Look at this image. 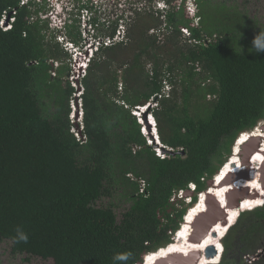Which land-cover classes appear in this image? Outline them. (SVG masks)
<instances>
[{
    "label": "trees",
    "instance_id": "16d2710c",
    "mask_svg": "<svg viewBox=\"0 0 264 264\" xmlns=\"http://www.w3.org/2000/svg\"><path fill=\"white\" fill-rule=\"evenodd\" d=\"M162 1V9L91 17L98 47L79 80L77 137L68 120L77 90L66 78L70 55L56 38L82 45L79 21L68 16L51 32L37 0H0V239L11 242L13 254L51 264H113L115 253L131 252L128 264H137L144 252L172 241L186 211L173 202L178 194L193 183L195 201L238 134L263 121L264 51L240 48V37L255 36L241 23L245 17L223 4L214 16L197 9L198 2ZM93 6L88 0L81 8L91 13ZM45 96L56 109L52 116L42 110ZM149 101L161 144L182 155L161 157L147 143L131 112ZM113 183L132 201L119 220L112 208L95 205ZM240 207L220 246L221 253L230 249L232 261L223 253L199 262L264 264V253L251 263L242 259L264 250V198ZM17 227L26 243L15 238ZM172 249L173 242L146 258L154 264Z\"/></svg>",
    "mask_w": 264,
    "mask_h": 264
},
{
    "label": "rangeland",
    "instance_id": "374dc122",
    "mask_svg": "<svg viewBox=\"0 0 264 264\" xmlns=\"http://www.w3.org/2000/svg\"><path fill=\"white\" fill-rule=\"evenodd\" d=\"M37 1L39 2L40 6H44V9H46L48 11L46 13V15L41 14L40 17L46 18V20L48 21L49 30L51 32L55 31L57 28L62 29V27H63L62 24H63L64 18H68V16H70V21L77 19L80 23L81 39H82L81 43L83 45V48L84 47H86V49L91 48L92 50H95V46L94 45H91V47L88 46L90 43H92V40H91L92 28H90V23H89L92 16H97L99 18V20H101V21L113 20L117 17H120L123 14L124 15H127V13L129 14L128 11L131 9V7L134 8V7H139V6L140 7H148L149 6L152 9H162L165 6L164 2L162 0H152L151 2H148L147 0H91L93 2V5H94L93 8L94 9L90 13V12H86V10L81 8V6L83 4H86L88 2V0H44V1L43 0H37ZM192 1L195 3L198 2L197 3V9L200 7L201 11L211 12V14H213L214 16L216 15L215 9L217 7H219V4H223L227 10L232 11L233 13H238V14L242 15L243 17H245V19H243L241 21V23H245V24L248 23L251 27H253L255 36L253 37L252 35H249V33H246L244 36L240 37L239 38L241 40L240 48H244L247 46L249 48L252 47V49L255 50V48L253 46L254 38L259 33H264V0H186V4L188 6H190ZM174 3H175V1L172 0L170 5L172 6ZM185 18H187V16ZM193 22H195V23H197V25H199L200 21H199V19L193 18ZM75 23L77 24V22H75ZM105 27H106V25H105ZM118 29H119L118 33H117L118 37H121V35L123 34V26H122L121 21L119 22ZM182 36H183V38H187L188 33L182 32ZM56 39H58L59 42H60V40H62V38H60V37L59 38L57 37ZM69 46H70V44H69ZM86 52H87V56H89L91 53L90 50L86 51ZM74 54H72L70 62L67 61V65H68V67H70L69 68L70 71H69L68 77H66V78L70 81L71 86L77 88V90L75 91V95H74V97H76V100L75 101H73L72 99L69 100L70 112L68 114V120L73 125L71 127V131H73L74 134L78 136L77 127H75V126L77 124L79 129L82 127V116H83V111H82L81 104H80L81 103L80 102V91L82 90V88L80 86L79 80L82 78L84 70L83 69L79 70L77 63H75ZM77 57L82 61V63L84 60L86 62V55H85L84 60H82L81 56H79V55H77ZM85 62L83 64H85ZM59 64H60L59 62H56V61L53 62L54 67H56ZM51 75L52 76L55 75L54 71H51ZM168 89H169L168 87H167V89L165 88V90H168ZM211 97L212 96L208 95V96H206V99H210ZM40 103H41L42 110L45 114L52 116V114L55 113L56 109L53 105L52 99L49 96H45V97L41 98ZM151 105L152 106L155 105L154 101H152ZM131 113L136 115L137 121L141 124L140 131L142 134H143V132L146 133V132L153 130V128L151 126L149 129L147 122H146L147 120H151L150 118L152 117L148 111L145 113H140L137 109H133V111ZM145 118H146V121H145ZM262 125H263V121L258 123V125L256 127H254L252 130H248V131H255L257 129L261 131L260 127ZM156 128H157V126H156ZM240 135L241 134H239L238 136H240ZM146 139H147L146 140L147 143L150 145L153 144V149L156 150L158 146L155 145V143H153V139H151L149 137L148 133L146 135ZM237 139H238V137H237ZM233 147H234V145H233ZM263 151H264V148L262 149L260 147L258 149V152L260 154ZM159 152H160L159 150L155 151L156 155H159ZM161 155L163 156L164 154L162 153ZM230 156L232 158V154ZM231 158H230V161H231ZM253 159L254 158H252L250 160V163H252ZM227 162L228 161L226 160L225 163H227ZM256 168L251 169V171H252L251 181L253 183H258V180H257L258 173L256 171ZM221 171H222V169H221ZM228 171L234 172V171H238V170L233 167L232 170H228ZM110 192L111 193L109 195L103 196L100 199H98L95 202V205L100 206V207L112 208L115 215H116L117 220H119L122 217V213L129 208L132 201H131V199H129L125 195V190L123 189V187L117 183H113L111 185ZM262 192L263 191L260 190V193H262ZM191 197H192V195H185L184 193L180 192L178 194V196L176 197V198H179L178 202L176 201V199L173 202L179 209L182 206H186V211H185V214H186L187 211L189 210V208H192L196 203V202L194 203V201L190 200ZM180 202H182V203H180ZM262 205L263 204L258 205L256 207H259ZM256 207H254V208H256ZM253 209H250V210H253ZM250 210H248V211H250ZM184 217H185V215H184ZM237 220H238V218L234 221V224L232 225V227L235 226ZM183 222L184 221L181 222L179 228L182 226ZM228 229L229 228H227V230ZM225 234H226V232H225ZM225 234H224V236H225ZM233 235H234V237H236L237 234L235 235V233H233ZM173 236H172V241L170 243H167L163 247H167L168 245H170L173 242V240L175 239V236L174 237ZM234 237L231 236L230 241H232V242L235 241ZM261 237H263V239H264V233L261 235ZM190 244H193V245H190ZM221 244H222V242L220 239L215 246L216 250L218 251V254L216 257H218V258L221 257V255H222L221 248H220ZM194 245H195V243L189 242L188 245H183L182 247L176 246V247H174V249L170 253H168L164 257L166 259L167 257H169L171 255L170 258L173 259L175 264H178L181 260L182 261L185 260V261L189 262L195 258V254H196V252H198V251H196V247ZM163 247H159V248L155 249V251H157ZM153 251L147 252L146 255L150 252H153ZM261 252L264 253V250L263 249H257L256 250V253H261ZM185 253H188V254H185ZM197 254H198V257L196 258L195 261H197L199 256H200V253H197ZM149 260H150V258L149 259L146 258V264H149ZM198 261H197V264H199ZM0 264H51V260L43 261L40 258L30 257L24 253L23 254H13L11 252V242L9 240H1L0 239Z\"/></svg>",
    "mask_w": 264,
    "mask_h": 264
},
{
    "label": "water",
    "instance_id": "95a60500",
    "mask_svg": "<svg viewBox=\"0 0 264 264\" xmlns=\"http://www.w3.org/2000/svg\"><path fill=\"white\" fill-rule=\"evenodd\" d=\"M4 25H7V21H5ZM150 107H148L149 110ZM147 110V111H148ZM146 121V118H145ZM148 125V123H147ZM149 127V125H148ZM261 131L264 133V119H263V125L260 127ZM151 139L152 135H149ZM264 142V135L261 136H253L250 138L249 141L243 143L240 145V153L238 157L240 158V165L242 169H239L238 171L228 172L224 174V177L228 174V176L221 182V185H228L233 188H230L229 191H225L224 198L226 199L224 203L220 202V199L211 193L210 188L213 184V179H209L207 181L206 188L202 191L205 194V206L206 209L202 213H199L192 217L190 224L191 230L188 235V242L201 244L202 241L210 234H212L213 237H216V233L212 232V228L214 225H216L219 221L222 222L223 225H228L226 212L228 209H237L240 207L242 201L245 198H255L260 194V190L264 191V152H263V159L259 161L258 167L256 168V171L258 173L257 179H258V187L252 188L247 186H235V182L238 180H251L252 174H251V167L249 165L250 159H252V156L254 155L255 151H257L260 148V145ZM235 143V142H234ZM159 147L161 153L163 154H180L182 155L184 151L182 149L173 150L172 148H169L164 145L157 144ZM233 153V152H232ZM230 165L231 161L230 158L227 160ZM226 163V164H227ZM220 182V181H219ZM258 188L260 189L258 191ZM185 195H192V192L190 190H187L186 192H183ZM264 197V195H263ZM185 221V219L183 220ZM176 233L174 234V236ZM173 236V237H174ZM155 251V250H154ZM158 251V250H157ZM200 253V256H204L207 259L214 258L217 256L218 252L216 250V247L213 244L207 245L204 250L201 252H196L195 258L189 262L185 260H181L178 264H190L194 263L196 258L198 257V254ZM262 253V252H261ZM188 254V253H185ZM190 254V253H189ZM171 256V255H170ZM167 257L166 259H159L155 264H175L173 259ZM146 255L142 256V260L137 264H144Z\"/></svg>",
    "mask_w": 264,
    "mask_h": 264
},
{
    "label": "bare ground",
    "instance_id": "6f19581e",
    "mask_svg": "<svg viewBox=\"0 0 264 264\" xmlns=\"http://www.w3.org/2000/svg\"><path fill=\"white\" fill-rule=\"evenodd\" d=\"M157 132V131H156ZM156 138L159 139V136L157 137L156 134H154ZM262 132L260 130H255V131H249L248 133H243L240 136H238V139L236 140V142L234 143V147H233V153H232V158H231V165L229 163H227L223 168L222 171L217 172L216 173V177L215 179H213V182L215 184L212 185V187L210 188L209 191H211V193H213L214 196H216L217 198L220 199L221 203L225 202V191H229L230 188H233L231 186L228 185H221V182L228 176V174L230 173L228 170H232V168H236L237 170L242 169L241 165H240V158L238 157L239 153H240V145H242L243 143L247 142L250 140L251 137L253 136H261ZM260 147L263 149L264 148V142H262V144L260 145ZM264 152V151H263ZM263 152L260 154L257 151H255L254 155L252 156V158H254L252 160V163H250L249 161V165L252 168H256L259 164V161H261V159H263ZM251 160V159H250ZM228 171V174L224 177V174H226ZM252 174V171H251ZM223 179V180H221ZM258 180V179H257ZM220 181V182H219ZM235 186H247V187H252V188H257L258 187V183H253L251 180H238L237 182H235ZM260 189L258 188V191ZM259 197L264 198L262 195H259ZM257 196V197H258ZM255 197V198H257ZM204 198L205 196L203 194L200 195L199 199L196 201L195 205L192 208H189V210L187 211V213L185 214V221L183 222L182 226L180 228H178L176 235H175V239L173 240V249L174 247H182L183 245H188V235L189 232L191 230V226L190 224L192 222L191 219L193 216L202 213L203 211H205L206 206H205V202H204ZM255 198H245L243 201H245L246 199H255ZM242 201V202H243ZM232 210V211H231ZM240 214V210L239 208L237 209H228L226 212V215L228 216L227 221H228V225H223L221 221H219L216 225H214V227L212 228V232L216 233V237H213L212 234L208 235L201 244H196L195 243V247H196V251H199L202 253V251L204 250V248L209 245V244H213L214 246H216L217 242L223 238L225 231L227 230L228 227L232 226L234 224V221L236 220V218L238 217V215ZM193 245V244H190ZM172 249V250H173ZM171 250V251H172ZM179 251V250H178ZM157 251H155L153 253V255L156 253ZM167 254L163 255L166 256ZM161 259H165L164 258ZM216 260V258H215ZM199 262V261H198ZM200 263V262H199ZM155 264V263H154ZM201 264V263H200ZM213 264V263H212Z\"/></svg>",
    "mask_w": 264,
    "mask_h": 264
},
{
    "label": "clouds",
    "instance_id": "9594fccd",
    "mask_svg": "<svg viewBox=\"0 0 264 264\" xmlns=\"http://www.w3.org/2000/svg\"><path fill=\"white\" fill-rule=\"evenodd\" d=\"M190 7H191V5H190ZM67 18H64L63 19V23H64V21L66 20ZM5 23V22H4ZM4 26H7V25H4ZM59 38V37H58ZM60 38H62V40H60V43H62V45H63V47L69 52V55H70V59H71V56H72V54H74V57H75V63H77V66H78V68H79V70H84L83 72L85 73V71H86V68H87V66H88V63L90 62V60L92 59V56L94 55V52L96 51V49H97V47H98V42H97V40L96 39H94L92 36H91V40H92V43H90L88 46L89 47H91V45H94L95 46V50H92L91 48H89V49H86V47H84L83 48V45H76V44H74V43H72V42H70V41H68L67 39H65V38H63V37H60ZM96 43V44H95ZM69 44H70V46H69ZM253 46H254V48H255V50L256 51H264V33H259L255 38H254V40H253ZM91 51V53H90V55L89 56H87V52L86 51ZM77 55H79V56H81V58H82V60H84L85 59V55H86V62H85V60L83 61V63L85 62V64H83L82 63V61L77 57ZM83 73V74H84ZM152 101H149L148 103H146L145 105H141V106H137L135 109H137L140 113H145V112H147V110H148V107H150L149 108V110H148V112L150 113V109H151V107H153L152 105ZM145 106V107H144ZM135 115V114H134ZM150 115H151V113H150ZM136 116V115H135ZM152 116V115H151ZM151 120H147L146 122L148 123V125H149V129H150V126L153 128V129H155V133H156V131H157V128H156V121H155V119H154V117L152 116L151 118H150ZM82 128V127H81ZM81 128H80V130H81ZM249 131H244V132H241V133H239V134H243V133H248ZM252 132V131H251ZM147 133H148V135H152V137H154L153 138V143H155V145H157V144H160V145H163V144H161V142H160V139H158V138H156L155 137V135H154V133H153V130H151V131H149V132H146V133H144L143 132V135L146 137V135H147ZM158 133V132H157ZM238 134V135H239ZM78 137V136H77ZM150 137V136H149ZM238 137V136H237ZM151 138V137H150ZM237 139V138H236ZM236 139H235V141L234 142H236ZM233 145H234V143H233ZM151 146H153V144H151ZM157 150H159L160 151V149H159V147H157V149L155 150V151H157ZM232 152H233V146H231V154H232ZM162 153H161V151L159 152V156H161L162 157V155H161ZM165 155V154H164ZM228 158H231V156H229ZM228 158H227V160H228ZM226 165V163L225 164H223L221 167H220V169L217 171V172H220L221 171V169L224 167ZM216 172V173H217ZM216 173L212 176V179H215V177H216ZM189 190L191 191V192H194L193 190H195V184H193V183H189ZM203 191V190H202ZM202 191H199V192H197V194H196V200L194 201V203L199 199V195L201 194V193H203ZM198 195V196H197ZM191 200V199H190ZM190 202V201H189ZM250 210V209H249ZM246 211H248V210H246ZM242 213V212H241ZM240 215V214H239ZM238 215V216H239ZM238 218V217H237ZM236 218V219H237ZM184 219H185V217H184ZM183 219V220H184ZM178 230V229H177ZM177 230L175 231V233L177 232ZM16 233H17V236L15 237L16 239H18L19 241H22V242H27V240H28V235L23 231V229L22 228H20V227H17L16 228ZM224 250V249H223ZM223 254V253H222ZM222 256V255H221ZM132 258V253L131 252H122V253H115L114 255H113V257H112V261H113V264H128V261L130 260ZM221 260V259H220ZM220 260H219V262H220ZM218 262V263H219ZM218 263H215V264H218ZM209 264H212V263H209Z\"/></svg>",
    "mask_w": 264,
    "mask_h": 264
},
{
    "label": "flooded vegetation",
    "instance_id": "af4514ba",
    "mask_svg": "<svg viewBox=\"0 0 264 264\" xmlns=\"http://www.w3.org/2000/svg\"><path fill=\"white\" fill-rule=\"evenodd\" d=\"M153 133L154 134H156L157 135V137H158V133L156 132L155 133V129H153ZM262 135H264V133L262 132ZM254 189V188H253ZM204 190V189H203ZM261 191H263V190H261ZM201 194H203L204 196H205V194L204 193H201ZM200 194V195H201ZM200 195H199V197H200ZM205 199V198H204ZM204 202H205V200H204ZM239 210H240V213H241V207H239ZM232 211V210H231ZM232 226H230V227H228L229 229L231 228ZM229 229L227 230V231H225L226 232V234H225V236L221 239V242H222V245L223 244H225V241H226V239L227 238H225L226 237V235H227V233L229 232ZM175 234V233H174ZM224 246V245H223ZM224 250H225V252H224ZM224 250H223V259H225V261H232V255H230V249H228V248H224ZM146 253L147 252H144L142 255H141V260H142V256L144 255H146ZM262 255V253H253V254H248V253H244L243 255H242V259L245 261V263H251L252 261H254L255 259H257V258H259L260 256ZM247 257H251V258H253L252 259V261H249V259L247 258ZM218 257H216V259H217ZM198 261V260H197ZM197 261H195L194 263H190V264H197ZM236 261L237 262H240L241 260H239V258H236ZM249 261V262H248ZM140 262V261H139ZM139 262H137V263H139ZM236 262V263H237ZM201 263V262H200ZM199 263V264H200ZM201 264H205V263H201ZM218 264H220V262L218 263Z\"/></svg>",
    "mask_w": 264,
    "mask_h": 264
},
{
    "label": "built area",
    "instance_id": "2783aa9c",
    "mask_svg": "<svg viewBox=\"0 0 264 264\" xmlns=\"http://www.w3.org/2000/svg\"><path fill=\"white\" fill-rule=\"evenodd\" d=\"M145 107V106H144ZM248 259H249V261H251L253 258H251V257H247ZM251 258V259H250Z\"/></svg>",
    "mask_w": 264,
    "mask_h": 264
}]
</instances>
